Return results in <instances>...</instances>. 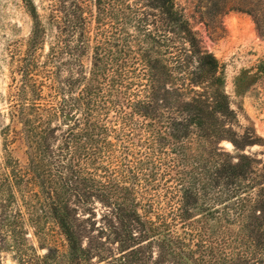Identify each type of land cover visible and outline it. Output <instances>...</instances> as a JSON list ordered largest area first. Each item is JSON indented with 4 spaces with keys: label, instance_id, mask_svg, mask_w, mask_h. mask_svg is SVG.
Masks as SVG:
<instances>
[{
    "label": "trees",
    "instance_id": "16d2710c",
    "mask_svg": "<svg viewBox=\"0 0 264 264\" xmlns=\"http://www.w3.org/2000/svg\"><path fill=\"white\" fill-rule=\"evenodd\" d=\"M210 1V15L258 25L252 5ZM21 2L31 28L18 96L33 99L9 115L26 164L6 139L0 257L264 264V163L244 153L256 139L235 132L219 61L174 0ZM48 225L61 246L45 247Z\"/></svg>",
    "mask_w": 264,
    "mask_h": 264
},
{
    "label": "rangeland",
    "instance_id": "374dc122",
    "mask_svg": "<svg viewBox=\"0 0 264 264\" xmlns=\"http://www.w3.org/2000/svg\"><path fill=\"white\" fill-rule=\"evenodd\" d=\"M33 1L40 4L46 0ZM239 1L252 5L250 10L257 13L258 25L247 13L210 15V0H174V3L202 46L219 61L224 92L236 116L235 132L237 135L250 134L256 139L257 145L246 148L244 153L264 163V70L260 72V67L264 68V0ZM30 28V19L21 0H0V163L6 154L5 140L15 138L8 151L21 166L26 164L24 144L15 137L21 127L10 121L9 115L15 103H30L33 99L28 94L18 96L16 75L17 62L26 58ZM243 71H247L250 78L244 81L243 92L237 93L235 81ZM222 146L233 155L238 154L229 143L224 142ZM46 234L49 241L44 242L45 247L61 246V238L50 225ZM40 254L44 252L40 251ZM0 260L12 264L8 257H0Z\"/></svg>",
    "mask_w": 264,
    "mask_h": 264
},
{
    "label": "water",
    "instance_id": "95a60500",
    "mask_svg": "<svg viewBox=\"0 0 264 264\" xmlns=\"http://www.w3.org/2000/svg\"><path fill=\"white\" fill-rule=\"evenodd\" d=\"M66 119H69V116H66Z\"/></svg>",
    "mask_w": 264,
    "mask_h": 264
},
{
    "label": "bare ground",
    "instance_id": "6f19581e",
    "mask_svg": "<svg viewBox=\"0 0 264 264\" xmlns=\"http://www.w3.org/2000/svg\"><path fill=\"white\" fill-rule=\"evenodd\" d=\"M228 145V144H227Z\"/></svg>",
    "mask_w": 264,
    "mask_h": 264
}]
</instances>
